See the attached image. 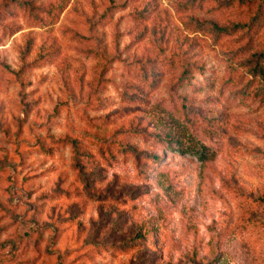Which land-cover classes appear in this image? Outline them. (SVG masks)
Here are the masks:
<instances>
[{"label":"rangeland","instance_id":"obj_1","mask_svg":"<svg viewBox=\"0 0 264 264\" xmlns=\"http://www.w3.org/2000/svg\"><path fill=\"white\" fill-rule=\"evenodd\" d=\"M0 264H264V0H0Z\"/></svg>","mask_w":264,"mask_h":264},{"label":"trees","instance_id":"obj_2","mask_svg":"<svg viewBox=\"0 0 264 264\" xmlns=\"http://www.w3.org/2000/svg\"><path fill=\"white\" fill-rule=\"evenodd\" d=\"M215 29L219 34H225L229 32L225 28L216 27ZM169 119L171 120L173 125H170V127L167 128L169 138L166 140V143L170 145L176 153L182 155L190 154L197 157L203 162L209 161L210 157L206 152V147H202L201 145H199L198 141L191 135L188 137L189 140H185V138L187 137L186 130H183L182 133H176L178 129H183V122L180 121V119H178L175 114H171L169 116Z\"/></svg>","mask_w":264,"mask_h":264}]
</instances>
